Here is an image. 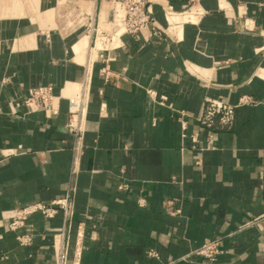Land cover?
<instances>
[{"label": "crops", "instance_id": "crops-1", "mask_svg": "<svg viewBox=\"0 0 264 264\" xmlns=\"http://www.w3.org/2000/svg\"><path fill=\"white\" fill-rule=\"evenodd\" d=\"M150 11L155 31L107 47L86 27L110 29L111 0H0V264H55L61 212L8 224L69 190L70 264H264V0ZM40 86L52 111L22 103ZM68 99L85 103L78 141ZM208 99L235 106L230 124L199 122Z\"/></svg>", "mask_w": 264, "mask_h": 264}, {"label": "built area", "instance_id": "built-area-1", "mask_svg": "<svg viewBox=\"0 0 264 264\" xmlns=\"http://www.w3.org/2000/svg\"><path fill=\"white\" fill-rule=\"evenodd\" d=\"M197 0H189L194 3ZM112 19L110 29L103 30L97 25L89 24L87 33L93 45L112 47L124 35L134 36L145 29L155 31V20L150 11L151 0H111ZM171 11H169L170 13ZM54 99L51 86H40L31 90L30 95L23 100V105L29 111H52ZM244 99L241 103H249ZM235 106L226 105L216 100L205 101L199 122L206 127H211L217 120L220 125H228L233 119ZM85 116V103L82 99H68V121L66 128L75 141L81 139L83 126L81 121ZM73 196L69 190L59 199L50 202H34L18 209L8 224L10 231H18L26 226L29 217L40 215L46 219L53 218L57 213L63 215V227L58 233L59 245L55 264H70L68 259L67 231L72 218ZM264 219V217L262 218ZM21 246L31 243V234L24 233L16 237ZM219 252L218 242H209L194 251L195 255L206 259H213ZM78 264V263H72Z\"/></svg>", "mask_w": 264, "mask_h": 264}]
</instances>
